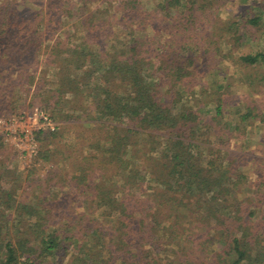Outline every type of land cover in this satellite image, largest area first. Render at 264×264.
Masks as SVG:
<instances>
[{
  "label": "trees",
  "instance_id": "16d2710c",
  "mask_svg": "<svg viewBox=\"0 0 264 264\" xmlns=\"http://www.w3.org/2000/svg\"><path fill=\"white\" fill-rule=\"evenodd\" d=\"M34 1L0 0V113L66 123L0 159V264H264L263 0Z\"/></svg>",
  "mask_w": 264,
  "mask_h": 264
},
{
  "label": "rangeland",
  "instance_id": "374dc122",
  "mask_svg": "<svg viewBox=\"0 0 264 264\" xmlns=\"http://www.w3.org/2000/svg\"><path fill=\"white\" fill-rule=\"evenodd\" d=\"M257 1L260 2V0ZM34 2L38 3L39 1L35 0ZM30 6L32 7L34 5H30ZM244 7H246V5L243 3H241L240 6L238 5V3L227 5L224 7V10H227L228 13L227 11L226 12L222 11L220 12V16L234 17L233 15L240 12V10L243 9ZM249 9L248 11H250ZM254 10H259V8L254 7ZM66 25L67 23H65V25H62L63 29H65ZM251 34H252L251 37L247 39L245 38L243 39L244 48L248 49V47H250L252 48L251 50H256L258 48L263 49L264 29L261 32L259 31H254V33L251 32ZM247 41L249 42L248 46H247ZM43 59L44 56H41L40 60L42 61ZM246 81L247 80H244L242 85L247 83ZM257 86H259V88L263 90V96L261 100L264 102V83L263 82L261 84L256 83L254 89ZM0 87H3V83L0 84ZM234 89H236V91L238 92L241 91V88L239 87H234ZM245 91L242 92L246 94L249 100L252 99L253 92L252 89H250L249 85H246ZM18 92L20 93L19 94L20 97L19 96L17 97L18 100L16 104L17 106H20V108L18 107L19 109L17 108L13 112L5 111L0 113V143L2 144L0 149V159L4 160L5 163L7 162V164H9L7 165L8 169L9 167H13V170L16 169L24 170V168H27L31 164V162L32 163L34 162L35 160L34 158L36 157V151L40 145L37 138L35 139L34 137L35 132L40 131L41 129L43 130H51V128H54L53 130L60 129L61 127L62 128L64 127V124L66 122L54 120L53 118H51L50 111L42 106L43 101L41 100V97L39 98L31 94H27L23 92V90ZM234 95H237V93L234 92ZM237 101L238 99L237 100L235 99L234 103ZM74 122L77 123L81 121L76 120ZM72 123L73 122H70L68 124H72ZM248 137L251 140L250 142H252V144L256 143V141L260 138V128H258L257 126L250 127V132H248ZM47 166L48 164H44V168L41 170V172H43V170H45ZM18 191L21 190L19 189ZM53 258L50 259L45 258L43 264H52V263L65 264L64 261L65 258H61L60 256ZM17 264H27L25 260V255L21 254L19 256V258L17 259ZM40 264L42 263L40 262Z\"/></svg>",
  "mask_w": 264,
  "mask_h": 264
},
{
  "label": "built area",
  "instance_id": "2783aa9c",
  "mask_svg": "<svg viewBox=\"0 0 264 264\" xmlns=\"http://www.w3.org/2000/svg\"><path fill=\"white\" fill-rule=\"evenodd\" d=\"M54 128H51V130H53Z\"/></svg>",
  "mask_w": 264,
  "mask_h": 264
}]
</instances>
